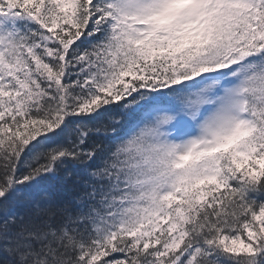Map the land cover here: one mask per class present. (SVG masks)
<instances>
[{"label":"snow or ice","instance_id":"6c2138e0","mask_svg":"<svg viewBox=\"0 0 264 264\" xmlns=\"http://www.w3.org/2000/svg\"><path fill=\"white\" fill-rule=\"evenodd\" d=\"M0 264H264V0H0Z\"/></svg>","mask_w":264,"mask_h":264}]
</instances>
